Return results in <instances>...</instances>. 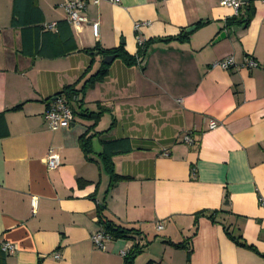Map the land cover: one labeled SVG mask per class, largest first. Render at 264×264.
Wrapping results in <instances>:
<instances>
[{
    "label": "crops",
    "instance_id": "1",
    "mask_svg": "<svg viewBox=\"0 0 264 264\" xmlns=\"http://www.w3.org/2000/svg\"><path fill=\"white\" fill-rule=\"evenodd\" d=\"M62 2L0 0V244L16 248L4 264H122L136 243L133 264H264V2L253 0L246 25H226L234 13L218 0H119L88 5L79 30L64 24ZM180 35L135 65L98 53L135 56ZM227 57L237 67H211ZM246 58L258 67H241ZM102 64L104 80L76 97L70 126L49 130L56 95ZM98 105L84 156L79 138L93 122L80 114ZM120 140L130 151L111 157L110 184L102 144ZM49 151L60 158L53 170ZM98 208L132 239L96 249ZM204 211L218 212L213 222L195 219Z\"/></svg>",
    "mask_w": 264,
    "mask_h": 264
},
{
    "label": "trees",
    "instance_id": "2",
    "mask_svg": "<svg viewBox=\"0 0 264 264\" xmlns=\"http://www.w3.org/2000/svg\"><path fill=\"white\" fill-rule=\"evenodd\" d=\"M252 3H253V0L249 4L243 5L240 9L239 15L236 17L234 16V17L228 18L226 20V25H230V24L246 25L250 21L253 15ZM66 23L67 22H64V24ZM196 25L202 26V25H205V23H198ZM184 40H187V35H180L176 38L149 40V41H146L138 45L135 56L128 55L123 50L122 46L116 49H112V50L99 51L98 53L101 55L102 58L108 55H112L115 58H119L127 65H135L140 60L145 58L149 48L153 44L157 42L166 43L170 41L182 42ZM106 69H107V66L102 64V68L98 70L97 72H95L94 74L90 75L80 87H78L79 82H76L75 84L70 85V86H65L62 89V91L56 95V98L64 99L65 104L70 108L72 115L78 114V112L75 111V108L73 106L75 104L74 102H76L75 101L76 97L83 96L87 87L92 86L95 83L103 81L106 76V72H107ZM88 72L89 71L87 70L85 74ZM18 108H15V109H18ZM78 109H80V107H78ZM104 112H105V108L98 105L97 113L80 114L83 118L93 122V125L87 129V132L79 138V146L84 156H87L91 152V146H90L91 138L87 137V134L89 133V131L94 129L96 123L98 122V120L100 119L101 115ZM0 121H3L2 115H0ZM102 150L103 151H102L101 157L104 163V167L110 176V184H114L118 179L112 170L111 157L117 154H123V153L130 151L128 141L120 140V141H113V142H104L102 144ZM217 213L218 212H215V211H211V212L204 211V212L195 214L194 217L195 219H197L200 216H205L213 222L214 215H216ZM98 220H99V223L103 226L102 227L103 232L108 234L112 238V240L132 239L131 235L134 234L133 230L123 229L119 226L112 224L106 219H104L101 215V208H98ZM235 243L242 247H247L244 243H240L239 241H235ZM178 246L179 245H177L176 247ZM141 251H142V248H140V246L137 243L133 244L132 247L123 256L122 264H133L135 258L141 253ZM4 257L5 255L0 250V264H4Z\"/></svg>",
    "mask_w": 264,
    "mask_h": 264
},
{
    "label": "built area",
    "instance_id": "3",
    "mask_svg": "<svg viewBox=\"0 0 264 264\" xmlns=\"http://www.w3.org/2000/svg\"><path fill=\"white\" fill-rule=\"evenodd\" d=\"M219 4L225 8L233 11L234 16H238L243 4L240 0H218ZM263 1L264 0H260ZM119 0H63L60 7L65 13V20L70 24L75 30H79L83 24L87 23L85 18V11L88 5H99L101 3L117 4ZM147 23H136L134 25V30L138 31L141 26H145ZM54 25L46 26V29L53 28ZM97 24H92V30L94 35H97ZM212 68H219L221 70H229L237 67L232 57H227L220 61H217L211 65ZM241 67L246 69H253L258 67V63L253 59L246 58ZM44 121L47 127L51 131H55L62 128H67L73 122V115L70 108L65 104L63 98H55L53 104L45 111ZM210 130L217 127V124L213 121L209 122L208 125ZM184 142L187 144H192V141L188 136L184 137ZM46 165L49 170L56 169L60 165V158L53 151H49L46 158ZM258 205L264 210V198L258 197ZM161 227H157L160 229ZM92 245L98 250H104L105 245L112 241V238L104 233L102 230L94 233L90 237ZM0 250L4 255H11L15 252L16 248L10 243L0 244ZM125 253L122 252V256ZM58 258V255H55Z\"/></svg>",
    "mask_w": 264,
    "mask_h": 264
},
{
    "label": "water",
    "instance_id": "4",
    "mask_svg": "<svg viewBox=\"0 0 264 264\" xmlns=\"http://www.w3.org/2000/svg\"><path fill=\"white\" fill-rule=\"evenodd\" d=\"M240 1H241V3H242L243 5H246V4H249L252 0H240ZM193 29H194V27H191V28L187 29L186 32H190V31H192ZM114 59H115V57L112 56V55L105 56V57L103 58V63L106 64V65H109L110 63H112V61H113Z\"/></svg>",
    "mask_w": 264,
    "mask_h": 264
}]
</instances>
